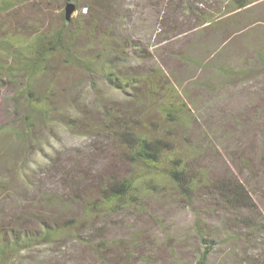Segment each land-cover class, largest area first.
Returning a JSON list of instances; mask_svg holds the SVG:
<instances>
[{
  "label": "rangeland",
  "instance_id": "obj_1",
  "mask_svg": "<svg viewBox=\"0 0 264 264\" xmlns=\"http://www.w3.org/2000/svg\"><path fill=\"white\" fill-rule=\"evenodd\" d=\"M8 1L0 6L4 36L25 45L67 31L68 50L49 51L32 78L47 117L26 110L21 78L0 74V228L81 221L9 264H192L196 216L216 240L207 264H264V232L237 225L207 195L212 181L236 176L264 217V62L256 57L264 0L244 13V30L200 25L203 2L213 12L224 0H69L67 21L66 0ZM221 64L234 72L222 76ZM121 123L170 141L200 178L193 205L123 159ZM129 174L143 178L135 202L121 213L83 214V194L94 198L108 178Z\"/></svg>",
  "mask_w": 264,
  "mask_h": 264
},
{
  "label": "trees",
  "instance_id": "obj_2",
  "mask_svg": "<svg viewBox=\"0 0 264 264\" xmlns=\"http://www.w3.org/2000/svg\"><path fill=\"white\" fill-rule=\"evenodd\" d=\"M68 1L66 0V4ZM255 2L257 1L224 0L222 2L223 7H218L213 12L208 9L209 4L203 2L205 11H200L202 16L200 25L218 27L223 23L229 26H234V23H236L240 24L239 30H244L249 25L247 23L242 24V21L247 17L244 13L254 8L253 4ZM8 5V0L0 1L1 8ZM188 9L195 13L192 8ZM67 33V31H59L54 35L51 34L46 38L47 41L37 36L24 45L15 42L13 37L4 36L0 32V52L11 58L13 62L12 64H6V62H1L0 59V74L5 77L22 79L23 84L21 86L23 87L19 93L24 96L26 110H31V113L33 111L35 113L42 112L47 117L46 105L37 98L32 86V78L43 71L42 59L49 51L56 52L60 50L63 52L68 50L66 49L68 43ZM259 41L264 45V38H260ZM256 57L259 62H264V46L261 47V51ZM76 58L73 54V59L76 60ZM88 64L89 62L86 61L84 65H81L87 71H91L90 64ZM217 69L222 76L234 72L231 67L222 64ZM105 78L114 85L116 80H119V77L108 69ZM168 112L172 113L174 110L169 108L166 113ZM25 120L21 119L22 124L28 126L30 120H27V123ZM120 126V130L116 131L115 136L123 147V159L132 166H139L143 170L157 175L161 180L171 183L187 200V206L193 205L194 195H196L198 189L197 181H200V178L192 173L183 158L176 154L170 141L160 136H150L142 132L137 124L132 127L124 124ZM135 176V174H129L108 178L107 182L100 184L94 198L83 194L81 201L83 214L85 215L87 212L121 213L129 203L135 202V190L140 184V180H143V178L139 180L138 177L136 180ZM147 180L142 181V185L148 184ZM207 195L211 199L210 204L228 210L233 215L237 225L253 232H264V217L253 197V192L238 177L223 176L217 178L211 182ZM39 223L42 224L40 227L37 225V228L32 229H17L13 226L0 228V264H9L12 260H18L22 252L29 250L36 244H42L47 240L51 241L61 233L79 227L81 221L78 217L71 216L63 217L52 225H49V221L46 219L41 220ZM205 224L207 223L204 222L202 217H195L193 231L197 235L200 249L192 264H207L209 257L215 250L216 240L214 237L207 238L202 231Z\"/></svg>",
  "mask_w": 264,
  "mask_h": 264
},
{
  "label": "water",
  "instance_id": "obj_3",
  "mask_svg": "<svg viewBox=\"0 0 264 264\" xmlns=\"http://www.w3.org/2000/svg\"><path fill=\"white\" fill-rule=\"evenodd\" d=\"M75 9V5L73 3H67L65 7V12H64V19L67 21L69 20L72 12Z\"/></svg>",
  "mask_w": 264,
  "mask_h": 264
}]
</instances>
